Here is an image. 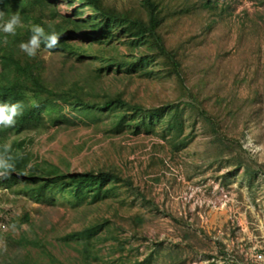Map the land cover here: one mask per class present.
Here are the masks:
<instances>
[{"label":"rangeland","instance_id":"obj_1","mask_svg":"<svg viewBox=\"0 0 264 264\" xmlns=\"http://www.w3.org/2000/svg\"><path fill=\"white\" fill-rule=\"evenodd\" d=\"M50 1L57 10L66 5L64 16L78 6ZM105 1L139 6L138 0ZM161 2L167 16L162 34L179 49L194 97L183 95L161 67L154 79L109 73L100 86L148 109L179 106L181 126L166 138L160 127L113 134L109 115H77L72 124L26 135L25 151L36 160L71 172L105 168L123 181L112 195L82 207L59 196L55 203L37 202L0 184V263L43 259L39 246L17 245L24 234L60 262L83 261L81 247L63 238L97 223L104 226L90 264H264L256 258L264 257V0ZM82 11L83 18L92 15ZM114 47L130 52L121 42ZM44 58L52 78L91 69L60 53ZM204 113L221 122L222 142L213 144ZM25 213L31 226L19 230L13 222Z\"/></svg>","mask_w":264,"mask_h":264},{"label":"trees","instance_id":"obj_2","mask_svg":"<svg viewBox=\"0 0 264 264\" xmlns=\"http://www.w3.org/2000/svg\"><path fill=\"white\" fill-rule=\"evenodd\" d=\"M66 1L71 6L78 5L69 16L61 15L50 0H0L5 20L18 11L23 23L15 35L0 30V102L22 101L25 105L24 114L17 118L15 127L0 128V145L10 144L12 154L18 157L15 171L10 178L0 179V184L10 190L19 188L37 202L55 203L59 196L75 207H82L112 195L115 184L123 181L121 175L105 168L71 172L68 166L64 169L50 161L36 160L25 151V136L44 132L49 127L72 124L79 118L77 115L91 120L96 114L109 115V132L113 134L122 133L126 128L138 134L143 127L148 130L160 127L166 138L181 126L179 106L165 103L148 109L141 103L133 104L119 89L114 92L102 89L100 84L109 73L123 75L126 79L138 74L154 79L156 67H161L174 78L183 95L194 97L195 94L189 89L179 49L170 48L162 34L167 16L161 0H138V8H118L105 0ZM82 9H89L92 15L83 18ZM33 25L44 27L46 33L54 30L59 35L56 48L49 50L42 44L34 57L23 52L19 45L29 40ZM77 33L86 41L78 39ZM119 42L132 53L123 54L114 47ZM105 46H111L110 50ZM47 53H60L66 60L91 65V69L84 76L61 73L52 78L44 58ZM91 60L93 62H87ZM70 113L75 117H70ZM204 116L213 144L222 142L221 122L208 113ZM30 223L31 218L25 213L13 225L21 230L23 225L31 226ZM103 226L92 224L64 236V242L81 247L83 261L78 258L77 263L70 264H90L87 262L92 256L90 250ZM39 243L24 234L17 245L39 246L44 254L42 260L26 258L20 262L5 260L0 264H65Z\"/></svg>","mask_w":264,"mask_h":264},{"label":"clouds","instance_id":"obj_3","mask_svg":"<svg viewBox=\"0 0 264 264\" xmlns=\"http://www.w3.org/2000/svg\"><path fill=\"white\" fill-rule=\"evenodd\" d=\"M61 15L66 14L67 7L63 3L58 6ZM0 30L6 34L15 35L18 27H23L22 19L19 12L13 13L10 18L5 20V13L0 11ZM32 35L27 42H22L19 47L29 57H34L37 50L43 44L47 49L56 48L59 44V35L53 30L46 33L44 27L33 25L31 28ZM7 42V37H5ZM25 105L22 101L0 102V128L15 127L17 118L23 116ZM18 157L12 154L11 145L4 143L0 145V179H8L11 173L15 171V161ZM264 260V257H259Z\"/></svg>","mask_w":264,"mask_h":264},{"label":"built area","instance_id":"obj_4","mask_svg":"<svg viewBox=\"0 0 264 264\" xmlns=\"http://www.w3.org/2000/svg\"><path fill=\"white\" fill-rule=\"evenodd\" d=\"M259 257H263L262 254H258V255L256 256V258H257L259 261H261L262 259H259Z\"/></svg>","mask_w":264,"mask_h":264}]
</instances>
